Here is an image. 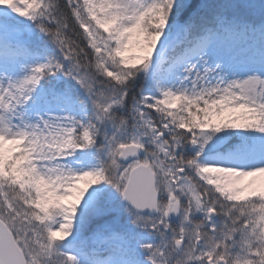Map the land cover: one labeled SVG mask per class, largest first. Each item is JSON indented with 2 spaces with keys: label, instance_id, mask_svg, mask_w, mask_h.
<instances>
[{
  "label": "snow or ice",
  "instance_id": "obj_1",
  "mask_svg": "<svg viewBox=\"0 0 264 264\" xmlns=\"http://www.w3.org/2000/svg\"><path fill=\"white\" fill-rule=\"evenodd\" d=\"M0 264H264V0H0Z\"/></svg>",
  "mask_w": 264,
  "mask_h": 264
},
{
  "label": "rangeland",
  "instance_id": "obj_2",
  "mask_svg": "<svg viewBox=\"0 0 264 264\" xmlns=\"http://www.w3.org/2000/svg\"><path fill=\"white\" fill-rule=\"evenodd\" d=\"M130 54H135V53H130ZM259 179V178H258Z\"/></svg>",
  "mask_w": 264,
  "mask_h": 264
}]
</instances>
